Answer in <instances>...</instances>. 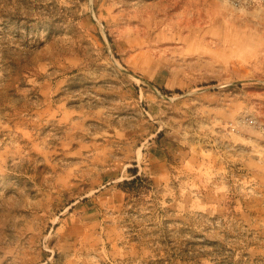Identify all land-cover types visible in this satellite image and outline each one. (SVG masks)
Listing matches in <instances>:
<instances>
[{
  "label": "rangeland",
  "instance_id": "1",
  "mask_svg": "<svg viewBox=\"0 0 264 264\" xmlns=\"http://www.w3.org/2000/svg\"><path fill=\"white\" fill-rule=\"evenodd\" d=\"M0 264H264V0H0Z\"/></svg>",
  "mask_w": 264,
  "mask_h": 264
},
{
  "label": "trees",
  "instance_id": "2",
  "mask_svg": "<svg viewBox=\"0 0 264 264\" xmlns=\"http://www.w3.org/2000/svg\"><path fill=\"white\" fill-rule=\"evenodd\" d=\"M163 92L165 93H172V90H169L167 88H162ZM175 92H180L179 89L175 90ZM162 132H158L157 138L161 136ZM127 172L129 174V177L121 182H119V186L124 189H135L136 187L142 185L141 182L143 180L148 179L147 177H144L140 171L139 167L137 166V163L135 162L133 167H128ZM151 183V180H149Z\"/></svg>",
  "mask_w": 264,
  "mask_h": 264
},
{
  "label": "crops",
  "instance_id": "3",
  "mask_svg": "<svg viewBox=\"0 0 264 264\" xmlns=\"http://www.w3.org/2000/svg\"><path fill=\"white\" fill-rule=\"evenodd\" d=\"M139 171H140V170H139ZM122 174H123V172L118 173V174H117V177H116V178H113V179H110V178H106V177H105L103 187H104V186H107V185H110L112 182H114V181H116V180L118 181V184H119V182L123 181V180H122V177H121ZM123 178H124V177H123ZM126 179H127V178H126ZM118 186H119V185H118ZM103 187H101V188H103ZM119 187H120V186H119ZM101 188H100V189H101Z\"/></svg>",
  "mask_w": 264,
  "mask_h": 264
}]
</instances>
